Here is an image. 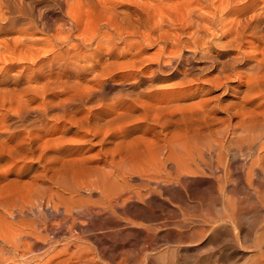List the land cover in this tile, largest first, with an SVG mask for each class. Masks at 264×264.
I'll use <instances>...</instances> for the list:
<instances>
[{
    "label": "bare ground",
    "instance_id": "1",
    "mask_svg": "<svg viewBox=\"0 0 264 264\" xmlns=\"http://www.w3.org/2000/svg\"><path fill=\"white\" fill-rule=\"evenodd\" d=\"M26 1L0 0V264H82L77 241L149 238L157 199L264 174V0H52L54 24ZM250 198L231 221L246 245L264 210ZM260 234L246 248L264 260Z\"/></svg>",
    "mask_w": 264,
    "mask_h": 264
},
{
    "label": "rangeland",
    "instance_id": "2",
    "mask_svg": "<svg viewBox=\"0 0 264 264\" xmlns=\"http://www.w3.org/2000/svg\"><path fill=\"white\" fill-rule=\"evenodd\" d=\"M26 2V4H31L33 6L32 13L34 18H37L35 20H40L42 23L54 24V20L60 17L57 5H55V2L52 0H27ZM209 33H211V31ZM35 35L36 37L44 36L43 38H46L43 34ZM10 36H12V38L19 37V35L15 33L10 34ZM158 45L160 48V44H154V47L149 50L150 55L154 53L155 57ZM194 88L193 86L174 90L173 94L181 95L184 92L194 90ZM114 90L115 89L111 88L108 91V95L112 94ZM263 130L264 129H261V131ZM210 142V139H205L202 145L205 148L206 144ZM214 159H212L211 162H207L215 166L216 162ZM210 180L211 179L206 180L207 185L205 187L207 189V194L203 197L200 195H189L186 197L183 204L173 203L171 206H166L161 200L157 199L154 204L162 210L154 212V223L143 222V224H141L142 229H147H143L142 232L146 233L148 231L147 235L149 238H139L137 243L135 242L130 245H126L125 242L121 241L115 243L111 240L105 248L101 247L105 252H100L101 248L91 243L77 241L79 247H82L80 252L84 251L82 253L87 255L90 254L92 257L90 258L88 256L89 260L82 264H264V260L258 254H255L257 252L253 247H250L253 251L246 248L248 244L252 246V241H255L261 232L262 234L264 233V210L262 209L260 212L261 214H257V216L252 219L251 222L256 221V224L254 223L255 226H253V223H250V227L248 224H243L244 226H242L245 228L243 231L251 228L249 238L251 240L255 238L252 241L249 239L247 245L239 242L240 235L244 234V232L240 233L238 225H233V222H231L233 221V211L238 201L246 200L249 197H252L249 199L250 201L251 199H258V197L259 199H264V174H261L258 179L243 178V191L239 190V186L236 185L239 181L238 177L220 178L218 181L215 180L214 182ZM230 185H235L237 188L233 192L227 193L225 187ZM213 199H216V203H213ZM160 217L173 219L171 223L180 221L185 227L177 225L180 224V222H177L176 226L174 224L163 225L159 220ZM216 226H228L233 236L221 237L214 242L211 241L209 238V229ZM198 227L202 228L204 232L196 235L197 237L186 236L191 233L190 231ZM107 228L108 226H105V228L102 229L103 231L101 230L102 232L92 231L93 233H91L94 235L109 234L113 228ZM257 230H259V232H256ZM176 233H185L186 235L184 234L183 238H178ZM233 233H237L238 238H236ZM66 238L64 235H60L55 240V243L58 247H61L62 243L66 241ZM66 257L64 256L63 258L62 256L60 261L64 264L65 262L66 264H81L80 262L77 263L76 259L65 261ZM20 263L18 262V264ZM34 263L40 264L39 261H34L29 264Z\"/></svg>",
    "mask_w": 264,
    "mask_h": 264
}]
</instances>
